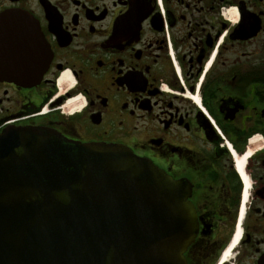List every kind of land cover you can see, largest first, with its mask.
<instances>
[{
	"label": "flooded vegetation",
	"instance_id": "af4514ba",
	"mask_svg": "<svg viewBox=\"0 0 264 264\" xmlns=\"http://www.w3.org/2000/svg\"><path fill=\"white\" fill-rule=\"evenodd\" d=\"M9 125L149 159L192 213L188 264H261L264 0H0Z\"/></svg>",
	"mask_w": 264,
	"mask_h": 264
},
{
	"label": "water",
	"instance_id": "95a60500",
	"mask_svg": "<svg viewBox=\"0 0 264 264\" xmlns=\"http://www.w3.org/2000/svg\"><path fill=\"white\" fill-rule=\"evenodd\" d=\"M195 228L166 173L127 147L0 133V264H188Z\"/></svg>",
	"mask_w": 264,
	"mask_h": 264
},
{
	"label": "bare ground",
	"instance_id": "6f19581e",
	"mask_svg": "<svg viewBox=\"0 0 264 264\" xmlns=\"http://www.w3.org/2000/svg\"><path fill=\"white\" fill-rule=\"evenodd\" d=\"M70 103H72V102L70 101Z\"/></svg>",
	"mask_w": 264,
	"mask_h": 264
}]
</instances>
